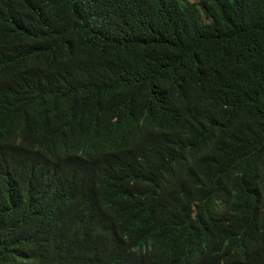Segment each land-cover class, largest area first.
Instances as JSON below:
<instances>
[{
  "label": "trees",
  "instance_id": "1",
  "mask_svg": "<svg viewBox=\"0 0 264 264\" xmlns=\"http://www.w3.org/2000/svg\"><path fill=\"white\" fill-rule=\"evenodd\" d=\"M70 165L97 264H264V0H0V264Z\"/></svg>",
  "mask_w": 264,
  "mask_h": 264
},
{
  "label": "clouds",
  "instance_id": "2",
  "mask_svg": "<svg viewBox=\"0 0 264 264\" xmlns=\"http://www.w3.org/2000/svg\"><path fill=\"white\" fill-rule=\"evenodd\" d=\"M76 172L77 166L70 165L54 174L46 172V175L38 176L37 190L46 206L44 239L41 242L45 241V247H54L57 257L66 264H78L83 257L81 264H97L109 258V239L114 242L121 233L112 234V225L108 221L80 233L78 221L83 201L81 191L73 181ZM0 176L3 180L11 179L5 171ZM8 207L10 212L11 200Z\"/></svg>",
  "mask_w": 264,
  "mask_h": 264
}]
</instances>
